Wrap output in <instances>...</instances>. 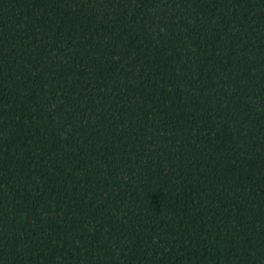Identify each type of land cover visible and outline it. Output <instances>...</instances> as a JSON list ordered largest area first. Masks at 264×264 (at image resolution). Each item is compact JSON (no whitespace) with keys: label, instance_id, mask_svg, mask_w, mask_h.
Listing matches in <instances>:
<instances>
[{"label":"trees","instance_id":"obj_1","mask_svg":"<svg viewBox=\"0 0 264 264\" xmlns=\"http://www.w3.org/2000/svg\"><path fill=\"white\" fill-rule=\"evenodd\" d=\"M0 264H264V0H0Z\"/></svg>","mask_w":264,"mask_h":264}]
</instances>
